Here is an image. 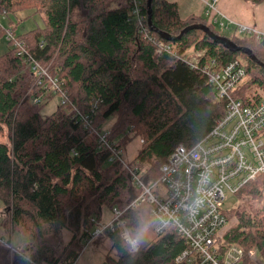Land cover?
Here are the masks:
<instances>
[{"label":"trees","instance_id":"16d2710c","mask_svg":"<svg viewBox=\"0 0 264 264\" xmlns=\"http://www.w3.org/2000/svg\"><path fill=\"white\" fill-rule=\"evenodd\" d=\"M142 1L146 15L142 25L132 17L130 0H0V11H30L26 17L41 14L43 25L18 37L31 43L34 58L45 65L52 61L51 71L65 79L71 100L82 111L91 114V101H103L93 124L103 126L110 121V139L123 147L130 137L144 140L129 162L145 184H150L158 179L160 165L178 144H195L225 112V101L216 97L207 75L182 59L186 50L204 51L199 64L211 59L218 65L243 61L247 80L232 93L246 103L264 97L256 90L247 93L251 84L264 89V67L201 29H191L176 40L164 39L150 28L147 0ZM248 1L259 4L264 0ZM152 21L174 36L189 24H207L202 16H181L173 0H153ZM3 33L0 30V37ZM228 38L251 48L264 62V55L258 54H264V40L248 34ZM160 41L168 42L172 51L159 50ZM34 83V72L26 60L8 47L0 55V137L5 131L9 136V142L0 139V200L13 225L27 218V233L34 245L30 257L35 263L74 264L90 230L102 219L103 208L127 207L141 188L121 161L110 160L109 150L97 148L94 134L62 104L42 115L46 102L29 100L43 90ZM51 97L46 93L44 99ZM261 184L259 176L241 188L239 195L248 194L257 207L238 211V222L225 234V244L238 243L246 250L239 264H255L247 254L252 248L264 255ZM151 208L152 204L143 202L123 214L132 233L146 228L138 251H130L118 228L104 229L111 243L107 263L174 264L185 247L184 239L173 227L155 234ZM63 230L71 233L65 256L49 255L51 249L42 242L63 243ZM1 254L8 257L3 248ZM16 259L14 264L25 261L20 254Z\"/></svg>","mask_w":264,"mask_h":264},{"label":"built area","instance_id":"2783aa9c","mask_svg":"<svg viewBox=\"0 0 264 264\" xmlns=\"http://www.w3.org/2000/svg\"><path fill=\"white\" fill-rule=\"evenodd\" d=\"M208 5L207 14L215 11L214 20L225 17L215 4L203 0ZM132 17L139 25L146 20L142 10V0H130ZM0 18L7 19L8 13L0 11ZM227 18V23L220 20L222 27L255 35L264 40V31L256 27L238 24ZM7 42L16 54L28 63L34 72L35 85L41 92L29 97L33 104L45 100V95H59L60 101L73 119L80 121L97 140V148L110 151V160L118 159L133 174L141 193L127 207H113L112 218L101 224L95 217L97 227L90 230L86 238V246L103 234L107 227L118 228L122 236L132 233L123 218L125 210L136 207L143 202L152 204L151 217L155 234L161 235L173 227L183 237L185 247L174 258V264H239L246 253L238 243H224L227 230H223L229 222L224 211L225 191L238 193L241 188L257 177H262L261 193L264 195V97L255 103H246L233 95L235 88L246 78L247 70L243 61L233 59L224 65H218L215 59L199 64L204 51L192 49L190 55L182 59L191 67H200L213 85L216 97L225 101V112L216 121L213 128L191 146L181 143L169 154L160 165L159 177L150 184L140 177L137 167L130 164L125 156L124 147L118 140L110 139V131L93 124L99 106L103 102L94 99L90 104V113L82 111L70 98L66 81L51 71L48 65L31 55V48L25 39L18 37L14 26L5 28ZM146 35V34H145ZM153 39H158L153 35ZM42 46V44H41ZM172 51V46L160 41L159 50ZM141 142L144 140L141 139ZM160 185H162L160 187ZM158 190V191H157ZM8 246V243H7ZM85 246V247H86ZM29 247V246H28ZM28 247L19 248L10 245L15 253L23 255V264L35 263L29 257ZM84 247V248H85ZM30 248V247H29ZM130 249V248H129ZM130 251L135 252L130 249ZM138 251V250H137ZM258 249L247 251L255 264H264L257 255Z\"/></svg>","mask_w":264,"mask_h":264},{"label":"rangeland","instance_id":"374dc122","mask_svg":"<svg viewBox=\"0 0 264 264\" xmlns=\"http://www.w3.org/2000/svg\"><path fill=\"white\" fill-rule=\"evenodd\" d=\"M177 1L179 5V12L181 16H188L191 12L201 15L204 21L207 24H211L212 27L220 32L224 36L232 37H244L245 32L242 31H235L234 27L231 29H226L221 26L220 20H223L225 23H227L226 17H221L218 21L214 20L215 11L211 10L209 14H207L208 5L203 0H173ZM207 1H214V0H207ZM245 0H218L215 2L217 8L224 14L230 17L231 20L238 24H244L250 27H256L260 31H264V25L260 24L258 21V10L257 5L254 4V6H250V11H246L243 7L245 6ZM261 9H264L261 8ZM30 14V11H18L16 14L9 13L7 19L0 18V30L4 31L5 28L13 27L14 32L16 35L22 34L28 30H31L37 26L43 25V19L41 14H35V15H29L26 17V15ZM260 15V14H259ZM264 17V16H263ZM28 42V41H27ZM29 44V42H28ZM31 44V43H30ZM29 44V46H30ZM11 45L7 42V36L5 34V31L3 35L0 37V55L6 52L8 50V47ZM192 53V49L187 50V54L190 55ZM258 54L264 55L263 52L258 51ZM50 69L52 70L53 65L52 61H50L47 64ZM26 71L27 66H25ZM247 80V77L245 78ZM256 84H251V88L248 90L247 93H253V91L256 90L257 93L264 94L263 88L256 89ZM29 92V90L27 91ZM60 96L53 95L48 100H42L41 102H46L42 104L41 106V113L42 115H49L52 112L56 110V108L59 105ZM110 121L107 122V125L101 126L103 129L109 130L108 127H110ZM2 141H8L9 142V136L8 132L5 131L4 134L0 137ZM141 147V141L139 137L134 136L133 138H128L126 144H124L125 149V156L127 160H131L135 157V155L138 153L139 149ZM162 185H160L161 187ZM158 191V190H157ZM225 201L223 203L224 211L227 213L229 217V222L224 227L223 230H230L235 223L238 222V211L244 209V208H256L257 207V201L254 199H251L248 194H240L238 193H232L228 190L225 191ZM7 208L4 205L3 201L0 200V256L1 249L3 248L7 253L8 257L6 256L0 259V264H14L17 260L16 256L18 253H15L10 248V245L16 248H19L21 246L31 247L27 249L29 250V257H30V249H34V245L31 244V241L29 239L28 233H27V218L24 217L21 220L20 225H13L9 217L7 215ZM102 219L99 221L101 224L108 222L112 218V212L109 208L104 207L103 212L101 213ZM97 227V224L94 225ZM63 238V243H59L58 241H47L42 242V245L47 246L51 249V252L48 254L53 255L54 257H64L67 250L65 249V246L67 245V242L69 241L71 237V233L68 232V230H63V233L61 235ZM8 243V246H7ZM110 239L106 237V235L103 233L97 237H95L92 242L86 246V242H83L82 250L80 251L79 257L77 258L76 262L74 264H109L106 262V254L110 248ZM86 246V247H85ZM140 246V245H139ZM85 247V248H84ZM33 253V252H32ZM113 254V252H112ZM258 257L264 262V255L261 252H257ZM15 261V262H14ZM40 264H45L44 262H40ZM63 264V263H62Z\"/></svg>","mask_w":264,"mask_h":264},{"label":"water","instance_id":"95a60500","mask_svg":"<svg viewBox=\"0 0 264 264\" xmlns=\"http://www.w3.org/2000/svg\"><path fill=\"white\" fill-rule=\"evenodd\" d=\"M152 2L153 0H147V6H148V24L152 30L157 32L161 37L164 39H167L169 41L176 40L182 37L183 34H185L187 31L191 29H201L204 32H206L211 38H213L215 41L223 44L226 48L230 49L231 51H242L249 55L254 61L259 63L261 66L264 67V62L261 61L252 51L251 48L246 46L237 45L234 41H232L227 36L218 34L214 32L207 24L205 23H193L189 24L186 27H184L180 33L176 36L172 35L171 33H168L164 30H160L159 28H156L152 21Z\"/></svg>","mask_w":264,"mask_h":264},{"label":"clouds","instance_id":"9594fccd","mask_svg":"<svg viewBox=\"0 0 264 264\" xmlns=\"http://www.w3.org/2000/svg\"><path fill=\"white\" fill-rule=\"evenodd\" d=\"M144 231H146V228H142L136 233H125L122 237L124 244H126L131 250L137 251L142 242Z\"/></svg>","mask_w":264,"mask_h":264},{"label":"crops","instance_id":"0c3cea01","mask_svg":"<svg viewBox=\"0 0 264 264\" xmlns=\"http://www.w3.org/2000/svg\"><path fill=\"white\" fill-rule=\"evenodd\" d=\"M246 2H245V6L243 7L246 11H250V6H254V3H252L251 1H248V0H245ZM178 7H179V5H178ZM264 7V1L263 2H261V3H259L258 5H257V10H258V13L260 14H258V21H259V23L260 24H262V25H264V9H261V8H263ZM218 11H220L219 9H218ZM221 12V11H220ZM222 13V12H221ZM222 14H224V13H222ZM188 15H196V16H201V15H197V14H195V13H193V12H191L190 14H188ZM225 15V17H228L226 14H224ZM187 16V15H186ZM183 17H185V16H183ZM221 18V16H219V19ZM230 18V17H229ZM231 19V18H230ZM264 30V29H263Z\"/></svg>","mask_w":264,"mask_h":264}]
</instances>
